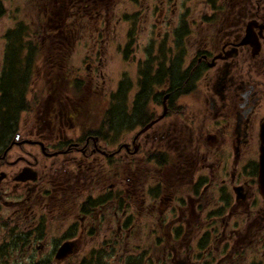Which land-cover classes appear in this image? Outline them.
<instances>
[{"label": "flooded vegetation", "instance_id": "af4514ba", "mask_svg": "<svg viewBox=\"0 0 264 264\" xmlns=\"http://www.w3.org/2000/svg\"><path fill=\"white\" fill-rule=\"evenodd\" d=\"M28 1L42 44L87 55L61 97L49 78L44 110L21 115L0 150V264H264V0H129L131 15L124 0ZM25 7L0 0V18ZM114 19L127 25L122 60L136 27L150 38L114 109L90 121Z\"/></svg>", "mask_w": 264, "mask_h": 264}, {"label": "rangeland", "instance_id": "374dc122", "mask_svg": "<svg viewBox=\"0 0 264 264\" xmlns=\"http://www.w3.org/2000/svg\"><path fill=\"white\" fill-rule=\"evenodd\" d=\"M10 2L12 5H17L22 7L23 5H26L27 7H25V9H23L20 12L6 14L0 18V68L2 65L3 56L5 54V49L7 46V44L5 43L4 34L9 29H16L17 27L21 29L22 28L21 24L25 23L26 24L25 32L27 33L25 39L27 41L29 40L31 42L33 41L34 45H36L37 47V50H38V46H39V50H42L44 48L47 49L48 46V43L41 44L40 43L41 37L37 36L38 32L36 31V29H38L39 26L42 24H39L38 22L39 18L36 17L35 12L31 8L28 9L29 7L28 5L30 4V2L28 0H10ZM119 9L123 11L122 13H128V15H131V13L134 11V8L129 3V0H124L123 4L119 6ZM207 13H210V10ZM118 14H121L120 11ZM194 15L192 14L193 17H196ZM114 21L115 19L112 21L113 24L110 25L111 27H108L107 30V39L110 38L111 43L108 45L105 57H102L101 60L103 61L104 64V68H103V70L105 71L104 78L106 80L108 79L107 81L108 85L107 87L103 88L101 84V78L100 79L96 78V82L99 83L101 89L99 90V92L88 93L86 97H84V101H85L84 103L86 104V108L84 109L86 111L89 110L88 113H89L90 121L98 118V116L99 117L102 116L103 113L106 111V109H108L107 107L108 99H111L112 94L116 93L117 84L122 78L125 79L124 82H126L127 84L129 81L134 80L136 71L139 70L137 61L140 62L141 60H143L144 55H146V52L144 53V49H145L144 46L147 47L148 45L147 41L149 40L150 37L148 33L139 34V32H137L138 27H136L135 28L136 32L132 34V40L133 39L135 40V42L133 43L132 55H130L129 59L124 58V60H122L121 54L118 53L117 47L118 44H124L125 35L127 32V25L125 24V22L116 25L114 24L115 23ZM195 22L198 23V20ZM146 24L150 25V22H147ZM140 28H143V26H140ZM207 30H210V28ZM68 49H70V46L68 47ZM78 49H79L78 57L76 56V54L70 56V51H69L68 59L65 60L66 69H68L69 72L70 69L72 70L74 68L81 67L82 62L80 60L87 55L86 54L87 46H80L79 48H76V50ZM125 59L128 60L129 62H127ZM41 62L42 61L40 60L36 64L39 71L37 75L38 78L34 81V83L31 84L30 87L31 93H29L28 95V99L29 101H31L30 103L31 106L26 113L22 114L21 119L25 118L27 120L29 119L34 120L39 117L40 113L45 108V103H46L45 88L50 78V74L44 71L45 66L42 65ZM61 93H65V91L61 90ZM59 101L62 103L60 99ZM112 102L113 103L109 108L115 107V101L112 100ZM190 102L192 103L194 111L197 114L196 118H199L200 116L198 114V109L201 107V104H199L198 101L196 102L190 101ZM192 128L194 127L192 126ZM202 132H204V128H202ZM131 136H132V132L125 131L122 134V137L118 140V143H115L116 140L111 139L113 140L112 143L114 144L109 143L107 146V150L111 152L117 149L116 146L118 147L121 143H130ZM24 149L32 150V148L30 147H25ZM13 150L21 151L19 148H14ZM129 160L130 158L125 159V162ZM81 246L86 248L88 247V246H83V241H81ZM83 251L84 250H82L81 252Z\"/></svg>", "mask_w": 264, "mask_h": 264}, {"label": "trees", "instance_id": "16d2710c", "mask_svg": "<svg viewBox=\"0 0 264 264\" xmlns=\"http://www.w3.org/2000/svg\"><path fill=\"white\" fill-rule=\"evenodd\" d=\"M21 29L22 34L27 36L25 26ZM24 36L14 35L5 49L0 75V150L9 144L14 135L19 115L31 106L28 95L39 73L36 64L41 60L44 71L50 74L48 93L54 95L53 99L61 96L62 87L68 81L64 74L68 47L56 44L42 50L38 46L37 50L33 41H24Z\"/></svg>", "mask_w": 264, "mask_h": 264}, {"label": "water", "instance_id": "95a60500", "mask_svg": "<svg viewBox=\"0 0 264 264\" xmlns=\"http://www.w3.org/2000/svg\"><path fill=\"white\" fill-rule=\"evenodd\" d=\"M18 136L15 137V139ZM259 157H258V175H257V184L258 190L261 197L264 200V122L261 123L259 127ZM73 245L70 244V254L72 251ZM66 248V247H65ZM64 249L60 250L59 253L63 252ZM63 253H66L63 252Z\"/></svg>", "mask_w": 264, "mask_h": 264}]
</instances>
